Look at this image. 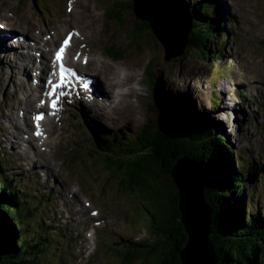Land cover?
<instances>
[{
    "label": "rangeland",
    "instance_id": "374dc122",
    "mask_svg": "<svg viewBox=\"0 0 264 264\" xmlns=\"http://www.w3.org/2000/svg\"><path fill=\"white\" fill-rule=\"evenodd\" d=\"M54 1L59 3L56 4L58 8L50 10ZM91 1L92 7L89 4L88 12H83L86 8L83 0H47L45 6H40L36 0H0L2 8H7L0 11V17L10 19H4L7 24L0 21L4 27L2 30H16V35H20L19 29L29 28L30 31L21 32L29 40H36V45L45 50L44 42L49 46L53 42L56 44L67 28H73L78 36L68 49L69 60L79 52L86 53L89 65L87 68L79 67L82 72L97 75L105 83L112 75L121 84V88L115 90L117 94L102 95L104 101L95 107L91 115L84 107L85 111L81 113L77 104L73 106L77 108L78 115L70 111L71 105L65 107L63 115L60 112L54 117L47 114L42 124L43 135L39 139L33 136V129L27 135L15 138L11 129L0 126V157L7 178L10 174H17L12 178H18V181H13L11 188L20 186L28 201L32 200L34 193L50 192L52 209L44 212L39 209L37 212L44 220H50L53 232L60 231L71 242L70 247L59 255L63 259L61 264H128L117 260L119 251L113 248L123 246L128 240L150 239L148 226L143 221L146 213L142 203L145 199L135 186L126 187L121 183L123 171L115 174V166L109 170L107 161L88 154L92 148L81 136L84 130L91 133L92 123L87 126L86 118L100 123L109 133L127 131L128 135H133L145 124L151 106L157 105L160 111L158 100L166 106L187 102L197 112L207 113L217 133L224 135L242 157L263 164L264 169V0H214L218 11L214 17L220 52L203 59L198 52L188 51L179 61L169 62L157 49L153 52V45L147 36H140L137 32L136 36L133 35L135 27L130 12L124 8L125 0ZM13 16L19 19L14 21ZM20 38L21 44L30 45L29 40ZM12 43L10 41L11 46L14 45ZM107 47H114L118 52L110 56L106 53ZM14 50L9 48L4 53L8 56ZM30 51L32 62H37L39 54L32 49ZM220 54L222 57L219 59ZM150 60L155 66L152 86L146 74ZM8 61L17 68L9 71L4 65V57H0V109L4 112L16 105L15 110L19 108L23 111L24 94L19 82L24 81L20 72L24 65L13 55ZM212 63L218 68L213 69ZM28 68L31 75L32 69L29 65ZM254 82L263 86L256 87ZM252 86L251 91L249 87ZM223 97H226L227 107L223 109L226 113L217 108ZM96 98L94 101H97ZM98 99L101 100L99 95ZM36 101L37 96L34 98ZM94 101L85 104L96 106L90 104ZM107 104L117 110L109 117L106 116L109 111ZM232 111L236 115L231 114ZM102 114L104 117L101 119ZM27 115L30 117V114ZM26 136H31L28 145L32 149L29 147V151L33 153L36 150L40 159L34 160L20 149V139L25 141ZM28 160L37 162L41 176L27 172L30 168L26 164ZM42 162L50 172L44 173L47 171L42 168ZM48 174L59 182L60 187L56 181L45 179ZM60 182L68 189L63 190ZM248 182V186L253 184L255 188L250 192L247 188L244 204L247 203L250 209L258 207L263 210L264 172L253 174L251 179L246 177ZM9 197L3 195L2 198L9 200ZM79 209L84 211L85 216L83 211L79 213ZM52 246L49 245L48 253L43 254V264H58L56 255L48 257V254L55 253L49 252ZM142 263L135 261L130 264Z\"/></svg>",
    "mask_w": 264,
    "mask_h": 264
},
{
    "label": "trees",
    "instance_id": "16d2710c",
    "mask_svg": "<svg viewBox=\"0 0 264 264\" xmlns=\"http://www.w3.org/2000/svg\"><path fill=\"white\" fill-rule=\"evenodd\" d=\"M177 1L183 2L193 17L194 29L187 49L198 52L203 59L220 52L214 17L218 11L214 0ZM139 26L133 28V35L144 29L142 23ZM211 65L216 66L215 63ZM154 68L150 60L146 74L151 79V86ZM152 102L155 103L153 98ZM158 105L160 114H164L163 124L176 127L184 134V153L202 162L208 172L211 186L208 201L214 232L212 242L219 264H264V209H250L247 203L244 204L247 188L249 192L255 188L253 184L247 185L246 177L251 179L253 174L263 173V164L242 157L224 135L217 133L210 117L197 112L187 102L166 106L158 100ZM151 127L146 123L133 135H128L127 131L110 132L107 137L91 134L85 137V143L92 148L89 155H97V159L107 161L109 170L115 166V174L123 171L121 183L126 187L135 186L145 199L142 203L146 213L143 221L151 237L148 240H128L123 246L113 248L119 251L117 260L128 264L135 261L142 264H181L179 252L186 243V233L180 222L176 190L171 188L170 181L164 183L160 176L154 175L149 162L151 158L140 154L143 149L160 158L161 162L163 155L160 150H156L144 136ZM161 163L169 171L171 163L165 159ZM5 172L0 157V193L4 187L10 196L9 200H4L0 194V264H43V254L48 253L49 245H53L49 252L55 253L48 254V257L56 255L55 260L61 264L63 259L59 255L70 247L71 242L60 231L53 232L52 223L39 216L37 210L49 208L46 198L34 193L32 200L28 201L20 186L16 184L11 188L12 182L18 179L11 175L8 179Z\"/></svg>",
    "mask_w": 264,
    "mask_h": 264
},
{
    "label": "water",
    "instance_id": "95a60500",
    "mask_svg": "<svg viewBox=\"0 0 264 264\" xmlns=\"http://www.w3.org/2000/svg\"><path fill=\"white\" fill-rule=\"evenodd\" d=\"M134 27L142 23L138 31L147 36L154 50L163 53L166 62L179 61L189 51L188 39L194 29L193 17L184 3L177 0H125ZM144 22V23H143ZM137 27V28H138ZM158 107H150L146 123L152 127L144 136L163 155L161 162L170 164L169 171L163 168L160 158L141 149L140 154L151 158L150 166L154 175L165 183L171 182L176 190L180 222L186 233V243L179 252L181 264H219L212 242L213 220L208 201L210 181L206 168L199 160L184 153V134L176 127L163 124ZM233 115H236L232 111ZM145 124L142 126L144 128ZM152 152V150L150 151ZM250 182L247 183V185ZM2 188V194L9 197Z\"/></svg>",
    "mask_w": 264,
    "mask_h": 264
},
{
    "label": "bare ground",
    "instance_id": "6f19581e",
    "mask_svg": "<svg viewBox=\"0 0 264 264\" xmlns=\"http://www.w3.org/2000/svg\"><path fill=\"white\" fill-rule=\"evenodd\" d=\"M83 1H85V3H86V8L83 10V12L86 10V12H88L87 10V6L90 4L91 5V7H92V1L91 0H83ZM0 6H1V9H7V8H2V5H1V3H0ZM9 10V9H8ZM17 19H19V18H16V20ZM31 27V29H34V27L31 25L30 26ZM27 30H29L30 31V29L29 28H27V29H25V30H21V31H23V32H25V31H27ZM23 32H21V33H23ZM10 31H2V30H0V57L1 58H3L4 57V59H5V62H4V65L7 67V69L9 70V71H12L13 69H16L17 67H16V65L15 64H13L12 62H10V61H8V59H9V56L10 55H13V57L14 58H16L17 60H20L21 61V58L23 57V60L21 61V64H22V62H24L25 63V65H24V67H22L21 66V69H20V72H21V74L23 75V77H24V81L23 82H19V86H20V88H21V90H22V87H24V89L26 90V86H27V89H30V91H28V94L26 95V97H25V99H24V104H25V107H26V109H29V110H33V111H35V109H36V107H37V105H35V102H34V98L38 95V93H40L42 90H40L38 87H33V86H31L30 85V83L29 84H27L28 82H31V79H32V76L28 73V70H30L29 68H28V65H29V67H30V62H31V51H30V49H32V51H34V52H36V53H40V55H41V58H43L42 60L40 59V57H39V61H38V63H39V65L37 66V69H38V72H39V74H38V76H39V78H35L36 79V82H38V81H40V80H42V79H44V77H47V76H49V70H50V67L48 66V62H51V59H49V57H48V54L47 53H45L44 51H50L51 49L50 48H45V50L43 51V50H40V46L39 45H36V43H35V41L36 40H34V39H32L33 40V43L35 44V46L31 43V40H30V45H27V46H25V44H21L20 42H18L19 41V39L17 40V42H15L14 43V45L13 46H11L10 45V41H11V38L13 37V35L14 34H12V36H10ZM84 34V33H83ZM17 36H19V35H17ZM21 39V38H20ZM37 39V38H36ZM13 42V41H12ZM11 42V43H12ZM44 45L46 46L47 45V43H45L44 42ZM55 47V46H54ZM9 48H15V50L14 51H11V52H9V55L8 56H6L5 55V53L4 52H6L7 50H9ZM20 49H21V51H22V54H20V53H18L19 51H20ZM89 60V59H88ZM88 62V61H87ZM33 65V64H32ZM85 67L87 68L88 67V65L86 64L85 65ZM127 79H128V76H125ZM251 85V84H250ZM247 86H249V85H247ZM254 86H256V87H262L263 86V84L262 83H260V82H254ZM254 86H252V87H249V89L252 91L253 89V87ZM121 88V84H119L118 83V81L116 80V79H114V77H112V75H109L108 76V78H107V82L105 83V86L104 85H102V83L100 84V83H97L96 84V91H97V93H98V95L100 96V98H101V100H99V99H97L96 98V100L97 101H94L93 103H90V104H95L96 106H90V109H89V111H88V113L91 115V113H93V111H94V109H95V107H97L98 105H99V103H101V101H104V99H103V96L102 95H106V97L109 95V93H110V95L111 94H113L112 92H114V94L116 93L115 92V90L117 89V88ZM126 87H130V86H126ZM40 88H42V85H41V87ZM235 89V88H234ZM108 90H111V91H108ZM226 90V89H225ZM24 91V90H23ZM219 91H221V90H219ZM260 91H262L261 89H260ZM243 92V91H242ZM263 92V91H262ZM117 94V93H116ZM220 94L222 95V92H220ZM208 95V94H207ZM39 99L40 98H42V96H41V93L39 94ZM225 99H226V97H223V99H221L220 100V102H219V104H218V106H217V108H218V110L219 111H221L222 113L224 112V113H226L223 109H225V107H227V104H226V101H225ZM20 101V100H19ZM100 101V102H99ZM103 103V102H102ZM235 103V102H234ZM229 105L231 104V103H228ZM18 105V104H17ZM84 106H88L89 104H83ZM16 106V105H15ZM15 106L13 105L11 108H7V109H5L4 110V112H3V109H0V126L3 128V129H11V131H12V135H15L14 137L15 138H20L19 137V135H23V134H25V133H27L26 131V129H27V126L26 125H28L29 123H28V121L27 120H23V125L26 127V129H24L22 132H20L19 133V130H21V129H19L17 126H18V124L20 123L18 120H20V116L22 115V113H24V111H22L21 110V112L22 113H20L19 112V108H18V110H15ZM106 108L107 109H109V111H108V113H107V115L106 116H112L117 110L116 109H114L112 106H109L108 104L106 105ZM217 110V109H216ZM226 111L227 112H229L230 113V111L226 108ZM33 113V112H32ZM31 113V114H32ZM232 114V113H231ZM164 114H162L161 115V117L164 119V116H163ZM206 116H208V114L206 113L205 114ZM25 118H27V116L25 115L24 116ZM104 117V115L102 114V116H101V119ZM222 117V116H221ZM101 122V121H100ZM96 122H94V123H92V126H90V130H91V132H92V134H96L97 136H99V137H102V136H105V134L107 133V130L106 129H103L101 126H100V123H96ZM102 123V122H101ZM35 129V128H34ZM40 129V128H39ZM9 132V131H8ZM11 135V134H10ZM13 143H16V141L15 140H11ZM28 140H27V138L25 137V141H21V139H20V149L21 150H23L24 152H26V153H28L30 156H31V158L32 159H34V160H37V159H40L39 157H38V154H37V152H36V150L33 152V153H31L30 151H29V145H28ZM17 152V151H16ZM43 163V167L42 168H44L47 172H44V173H48V172H50V169L48 170V167H47V165L44 163V162H42ZM26 164L28 165V167H30L29 168V170L27 171L28 173H31V174H35L36 173V175L35 176H41L42 174H41V172L42 171H40L39 170V168L38 167H36L37 166V162L36 161H26ZM37 171H38V173H37ZM46 180H51L52 182H54V181H56V183H57V185L60 187V184H59V182L54 178V177H52L51 175H46V178H45ZM61 183V185H63V187H62V189L63 190H65V189H68V187L66 188L65 186L66 185H64L62 182H60ZM64 195V194H63ZM66 196V195H65ZM66 198V197H65ZM84 208V207H83ZM85 209V208H84ZM79 211V213H81V211H83L82 209H79L78 210ZM87 213V212H86ZM82 215H84L85 216V214H84V211H83V214Z\"/></svg>",
    "mask_w": 264,
    "mask_h": 264
},
{
    "label": "snow or ice",
    "instance_id": "6c2138e0",
    "mask_svg": "<svg viewBox=\"0 0 264 264\" xmlns=\"http://www.w3.org/2000/svg\"><path fill=\"white\" fill-rule=\"evenodd\" d=\"M67 43H68V41H65V45H67ZM62 54H63V48H61L60 51L57 53V57H56L57 61H60L62 59ZM60 70H61V82H62L63 81V72H64L63 65L60 66ZM49 83H51V81H49ZM60 86H61L60 84L53 85V90H52V92L49 93V95L51 96L55 92V90L57 88H59ZM52 107H55V100H53V102H52ZM36 119L40 120V119H42V117L37 116ZM37 134L38 135L40 134L39 131L37 132Z\"/></svg>",
    "mask_w": 264,
    "mask_h": 264
}]
</instances>
